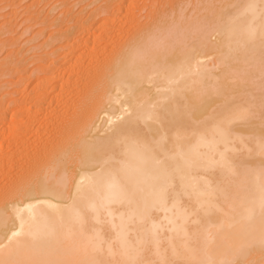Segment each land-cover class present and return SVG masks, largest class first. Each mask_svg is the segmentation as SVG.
I'll use <instances>...</instances> for the list:
<instances>
[{"label":"bare ground","instance_id":"1","mask_svg":"<svg viewBox=\"0 0 264 264\" xmlns=\"http://www.w3.org/2000/svg\"><path fill=\"white\" fill-rule=\"evenodd\" d=\"M157 1L143 25L139 0L76 13L0 95V264H264V133L238 127L263 113L241 92L264 89V0Z\"/></svg>","mask_w":264,"mask_h":264},{"label":"rangeland","instance_id":"2","mask_svg":"<svg viewBox=\"0 0 264 264\" xmlns=\"http://www.w3.org/2000/svg\"><path fill=\"white\" fill-rule=\"evenodd\" d=\"M9 1L10 0H7V1L0 0V26L2 27L3 26L2 24L6 22L7 19L12 21V23L10 21L11 23L10 25L8 24L9 27L8 26L5 28L0 27L1 28L0 29V73H1L0 75V95H3L5 93H8L14 90L22 92L23 94L24 93L28 94L29 89L34 84L35 78L38 74L36 68L43 67V66L45 67V65L47 64V59L53 56V52L57 51L58 49H60L61 46L64 45L65 43L64 40L66 39L60 36V32H62L70 22H74L72 20L74 19L75 15L82 14L79 16L80 18L84 19L90 14L97 13L102 7H105L108 1L110 2L114 0H40L39 4L36 3L34 6H30L33 0H11L10 3ZM63 1L73 5V9H72L73 12L70 16L67 17L68 19H70L69 21H67L68 19H65V18H63L64 20H62V17H63L62 11L65 9L64 5L61 3ZM190 1L194 2V0H190ZM197 1H199V3L196 4L198 5V7H201L200 4L202 5L203 3H204L203 5H207V4L212 5V9H216L217 7H219L218 6L219 3H217L218 0L217 1L216 0H197ZM213 1H214V4L211 3ZM140 2L142 4H139ZM162 2L164 1L162 0ZM11 3L13 4L10 5ZM153 3H154L153 0L152 1L144 0V2H142V0H139L137 4L138 6L136 5L137 6L135 8L136 16H138V13H139L138 11L139 9L137 8L138 7L140 8V6H142L141 8L142 12H140L138 16L139 19L137 17L138 22L141 25L146 24V22H150V17H147V14L150 11H152L155 7H158V5L160 4L159 1L157 0H155L154 4ZM150 5L153 7L149 8L151 7ZM185 5L186 7L184 8V11H186L188 7L189 8L191 7L190 3L185 4ZM159 7H162V5H159ZM9 10H12L16 13V15H13L14 17L12 16L13 18L7 16V11ZM5 16H7V18ZM127 27L129 26H126L125 30H127ZM78 32L79 30H77V32L74 33V35L79 34ZM123 32L119 33V35H117V37L115 38L114 40L115 43H113L115 46L118 43H120V41H124L125 40L124 38H128V36L131 35L130 34L131 28H129L128 31H125V33ZM8 40H12L13 42L10 43L8 42ZM114 45H112V47ZM11 51H14V53L20 52V54L15 53L16 55L14 54V55L9 56V53ZM107 52L108 51H106V53ZM88 66L89 65H87V67ZM12 67L14 68L12 69ZM29 74H31L30 79L28 80L25 79L22 82H18V79L27 77ZM252 88L253 86H250V88L249 86H247L245 87L244 91H242L241 93L244 95H250L249 99L250 101L253 102V108H258L260 105L259 101L261 100V98H263V95H264L263 94L264 89L258 90V89H254V88L252 89ZM255 93H257V95ZM74 96L75 95L69 96L68 99L73 100L72 98ZM21 102L23 103L25 102L26 104L28 103V101L26 100L21 101ZM62 109L63 111L65 110V108H62ZM261 112H263L261 119L259 117H253V120L255 122H253L250 125L242 124L238 126L240 127L239 129L245 130L250 127L254 131L258 129L257 130L258 132H254V131H253L254 133L252 132L253 135L260 133V132L264 133V107L262 108ZM3 148L4 149H2L3 150L2 152L6 154H8V152H10L13 149V148H10V146H7V147L4 146ZM23 160L24 158L22 159L21 157L19 158V163H18L19 166L20 165L22 166V164L24 165L25 162H22ZM255 163L256 162H253L250 165H254ZM15 167L18 169V166H15ZM15 167L13 168L11 175H13V173L14 175L17 173V170ZM5 179L6 178L2 177L0 174V182L1 183L5 182L6 181Z\"/></svg>","mask_w":264,"mask_h":264}]
</instances>
